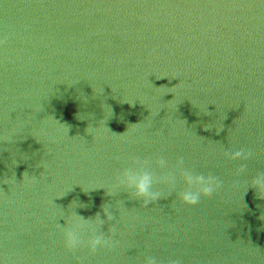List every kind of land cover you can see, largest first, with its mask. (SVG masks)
<instances>
[{"label":"water","instance_id":"water-1","mask_svg":"<svg viewBox=\"0 0 264 264\" xmlns=\"http://www.w3.org/2000/svg\"><path fill=\"white\" fill-rule=\"evenodd\" d=\"M258 180L264 0H0V264H264Z\"/></svg>","mask_w":264,"mask_h":264},{"label":"clouds","instance_id":"clouds-1","mask_svg":"<svg viewBox=\"0 0 264 264\" xmlns=\"http://www.w3.org/2000/svg\"><path fill=\"white\" fill-rule=\"evenodd\" d=\"M237 155H239V153H237ZM202 180V178H200ZM148 184H149V178L147 176L143 177L140 179L139 183H138V189H139V194L140 195H146L147 194V188H148ZM257 184H264V181L258 180ZM212 187L211 186H207L203 189V191L206 194H210L212 192ZM185 201L188 203H196L197 202V197L191 194H186L184 197ZM69 243H75V239L74 236L69 233ZM94 243H99V241H96ZM149 264H154V261H149Z\"/></svg>","mask_w":264,"mask_h":264}]
</instances>
